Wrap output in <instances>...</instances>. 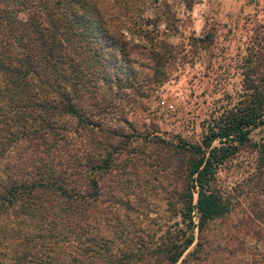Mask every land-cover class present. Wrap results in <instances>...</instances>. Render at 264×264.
<instances>
[{
	"label": "trees",
	"instance_id": "obj_1",
	"mask_svg": "<svg viewBox=\"0 0 264 264\" xmlns=\"http://www.w3.org/2000/svg\"><path fill=\"white\" fill-rule=\"evenodd\" d=\"M140 1L0 0V264H190L195 227L228 210L212 185L216 169L264 124L259 97L202 145L177 144L195 153L178 194L184 227H135L148 214L128 211V176L105 194L106 175L141 133L128 110L145 109L180 50L159 27L164 0Z\"/></svg>",
	"mask_w": 264,
	"mask_h": 264
},
{
	"label": "rangeland",
	"instance_id": "obj_2",
	"mask_svg": "<svg viewBox=\"0 0 264 264\" xmlns=\"http://www.w3.org/2000/svg\"><path fill=\"white\" fill-rule=\"evenodd\" d=\"M161 9L168 13L159 20L162 35L180 50L167 76L143 98L145 109L128 110L141 133L131 135L104 180L106 194L131 178L127 189L134 199L128 211L148 214L133 222L147 231L162 222L184 227L178 194L183 166L195 153L177 144L202 145L204 135L223 125L238 106L251 105L256 97L264 100V0H164ZM128 35L140 40L134 32ZM113 125L132 132L122 121ZM117 139L122 145L124 137ZM224 140L218 136L212 145ZM236 142L237 149L219 164L212 184L228 210L201 231L195 227L200 244L190 264H264V124ZM146 177L144 186L153 187L143 196L144 186L136 183ZM197 216L193 211L195 223Z\"/></svg>",
	"mask_w": 264,
	"mask_h": 264
}]
</instances>
